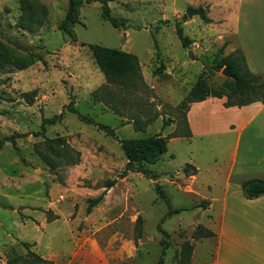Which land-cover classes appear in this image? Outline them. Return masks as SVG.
Returning <instances> with one entry per match:
<instances>
[{
  "label": "rangeland",
  "instance_id": "rangeland-1",
  "mask_svg": "<svg viewBox=\"0 0 264 264\" xmlns=\"http://www.w3.org/2000/svg\"><path fill=\"white\" fill-rule=\"evenodd\" d=\"M108 5L122 26L103 19L98 2L82 3L65 33L58 25L66 0H0V264H27L28 251L49 264H157L162 239L167 243L163 264H176L181 243L187 240L194 248L192 234L197 226L207 228L216 211L215 205L211 211L193 206L224 194L228 151L212 137L168 138L167 152L147 165L156 178L125 171L118 143L183 133L184 112L176 106L199 76L212 88L228 78L212 70L222 44L230 43L223 55L233 44L224 0H110ZM188 8L196 10L191 18ZM177 26L190 40L186 48ZM93 45L134 54L141 81L106 82ZM28 54L40 60L16 67ZM160 65L163 71L154 73ZM69 102L78 113L113 128L117 140L64 110ZM61 111V121L47 126L44 137L35 135L42 118ZM250 130L263 135L257 122ZM9 137L13 145L5 140ZM45 138L61 141L50 148ZM186 164L197 169L191 191ZM109 182L114 184L87 213L89 200ZM156 184L172 208L187 210L160 223L168 205ZM47 209L59 219L47 223L41 211Z\"/></svg>",
  "mask_w": 264,
  "mask_h": 264
},
{
  "label": "crops",
  "instance_id": "crops-1",
  "mask_svg": "<svg viewBox=\"0 0 264 264\" xmlns=\"http://www.w3.org/2000/svg\"><path fill=\"white\" fill-rule=\"evenodd\" d=\"M224 3L226 12L230 11L231 26L226 28L233 35L227 54L240 49L248 69L262 75L264 80V0H224ZM224 102L225 98L208 97L189 104L185 116L190 136L175 138L212 137L214 142L224 145L229 158L224 194L214 199V203L209 201L207 207L209 211L216 207L206 228L213 236L194 242L191 261L192 264H264V195L246 199L241 191V183L248 179L264 180V104L226 108ZM256 122L262 126L263 135L250 130ZM190 177L189 191L196 173Z\"/></svg>",
  "mask_w": 264,
  "mask_h": 264
},
{
  "label": "trees",
  "instance_id": "trees-1",
  "mask_svg": "<svg viewBox=\"0 0 264 264\" xmlns=\"http://www.w3.org/2000/svg\"><path fill=\"white\" fill-rule=\"evenodd\" d=\"M68 3V9L65 14L64 19L58 25V29L62 32H68V25H72L73 19L71 18V13L74 11L75 7L82 4H90L93 2H98L101 8V16L103 19L108 21L112 27L118 28L123 25L119 20L111 17L109 1L110 0H66ZM202 19L208 23L210 20L202 15ZM175 33L182 45L183 48H186L190 44V40L183 35L182 28L177 26ZM228 41H225L222 46L218 49L216 57L221 56L219 59L215 58L212 70L214 72L222 71L227 69L232 78H225L219 88H212L207 85L203 75L199 76L197 81L193 84L184 98L176 106L177 110H183L184 112V124L185 131L181 134H172L168 137H162L161 134H155L149 137L140 138V139H118L119 146L127 160L125 171L130 170L135 173H139L147 178H156L157 175L147 168V165L154 164L157 162L161 156L167 152V141L168 138H177V137H189L190 132L186 123V112L188 110L189 104L194 102H201L208 97L215 98H225L224 107H243L250 105L252 103L259 102L264 104V80L263 76L260 74L252 73L246 64L245 56L242 51L236 48L233 52L223 55L225 47L228 45ZM91 52L95 64L99 71L103 74L106 82L108 83H117L127 85L130 79H135L136 81H141L140 76V65L138 58L128 52H124L114 48H106L102 46L93 45L91 46ZM40 60L39 57L33 56L32 54L20 56V59L15 62L16 67L22 68L29 66L34 63L35 59ZM217 59V60H216ZM4 67V62L0 59V69ZM163 66L160 65L157 67L154 73H159L163 71ZM64 110L75 114L79 121L88 124L94 125L97 130L104 132L107 136L116 139V134L113 128H110L107 125H103L95 122L91 117L82 115L77 112L73 106V102H69ZM63 110V111H64ZM63 111L58 114H55L49 118H42L40 123L39 132L35 133L36 136L41 135L44 137V133L47 126L55 125L60 122L62 119ZM168 125L167 122L163 123ZM136 130H141L137 128ZM6 141H10L12 145L14 144L13 138H5ZM60 139H50L45 138V143L48 147L52 148L53 144H59ZM1 143V140H0ZM183 172L186 175L188 172L195 174L196 169L190 165L186 164L183 168ZM114 182H109L106 189L101 192L95 198H92L88 202L87 213L91 211L93 207L101 202L103 199L106 190L111 187ZM155 191L158 197L164 200L168 205V210L166 214L160 219L162 223L167 217L172 214H179L182 211L187 210V208H172L169 204V199L160 188L159 185H155ZM242 195L246 199H253L264 195V180L262 179H248L241 183ZM209 205L208 200H200L193 208H207ZM46 222L50 223L59 219V216L54 214L51 210H42ZM160 225V224H159ZM158 225V231L164 237H167V232L163 230ZM213 236V233L206 228L197 226L195 233L192 234L193 239H201L205 237ZM161 246V253L158 258L157 264H163L165 249L167 248V243L164 239L159 241ZM24 247H27L26 243H23ZM193 251V244L189 241H183L180 246L178 259L176 264H190L191 255ZM28 261L27 264H49V262L37 254L28 251L27 252ZM18 259L14 260V263Z\"/></svg>",
  "mask_w": 264,
  "mask_h": 264
},
{
  "label": "water",
  "instance_id": "water-1",
  "mask_svg": "<svg viewBox=\"0 0 264 264\" xmlns=\"http://www.w3.org/2000/svg\"><path fill=\"white\" fill-rule=\"evenodd\" d=\"M195 13H196V10L191 9V8H188V9L186 10V12H185L187 18H191L192 15H194ZM182 20L184 21V20H185V17H183ZM188 55H189L190 57H192V52H191L190 50L188 51ZM221 73H222L225 77L232 78L231 75H230V73L228 72L227 69H223V70L221 71Z\"/></svg>",
  "mask_w": 264,
  "mask_h": 264
}]
</instances>
